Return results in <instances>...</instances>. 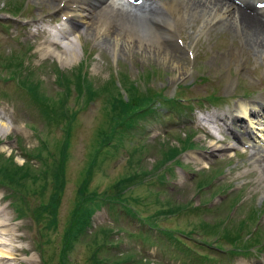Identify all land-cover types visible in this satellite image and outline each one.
<instances>
[{"label":"rangeland","instance_id":"rangeland-1","mask_svg":"<svg viewBox=\"0 0 264 264\" xmlns=\"http://www.w3.org/2000/svg\"><path fill=\"white\" fill-rule=\"evenodd\" d=\"M6 1L0 0V57L26 53L31 48L26 63L33 71L34 84L41 83L43 96L58 99L63 90L56 81V68L71 74L82 63L96 86L115 76L116 86L126 101L119 72H125L130 82L145 86L144 91L151 87L162 95V101L155 102L162 108L157 106L146 120L139 119L138 125L127 132L125 144L119 150H111V154H102L96 160L91 180L89 169L92 167H89L95 160L94 136L107 120L104 99L82 110L63 175L65 184L53 201L57 193L53 172L59 162L60 145L66 139L64 122L48 118L44 107L34 101L29 91L14 81L5 80L8 72L0 69V165L12 160L15 165L29 170L26 178L19 180L22 186L11 187L9 191L0 187V207L12 218L9 229H15L17 238L10 239L17 249L13 253L17 260L11 259L9 263L138 264L142 260L146 264H264V232L259 243L262 250L253 248L244 258L227 253L235 248L220 239L223 229L219 230V237L214 236L218 234L215 233L208 238L201 232L190 231L201 221L218 225L226 216L230 218L229 223L231 220L240 222L254 210L260 213L259 223H256L264 231V176L250 160L254 147L264 151V130L259 128L264 126L263 111L253 104L264 95V63L256 62L253 57L246 58L242 70L237 72L231 68L229 72L214 58L236 48L238 42L232 41L235 36L223 28L209 31L205 18L199 16H192L188 23L178 26L181 34H177L176 39L185 55L182 60L168 57L174 54L167 44L152 42L151 51L128 50L126 53L104 43L102 32L93 36L83 34L80 39L76 32L72 36L76 53L74 56L70 53L67 60L61 62L55 56L44 54L50 35L40 33L39 29H47L56 41L66 42L56 33L66 28L62 24L70 9L56 13L48 4L40 5L38 0H18L24 3V8L19 17L11 18L6 13ZM81 1L70 0L69 5L78 8ZM117 5L132 9L124 0H117ZM82 12L77 9L79 20L83 19ZM83 23L80 28H84L85 20ZM147 72H154L152 78L141 82ZM212 93L224 97L217 108L205 99ZM72 97L75 94L69 97L70 108L77 110L84 105H77ZM244 98L260 112L245 117L243 123L227 119L241 140L238 148L231 151L233 156L228 153L208 155L209 144L216 136L228 143L238 141L227 130L220 134L218 127L225 128L222 122H208L210 131L198 122L199 117L212 113L238 116L247 111V104L242 103ZM190 133L196 134V149L184 151L180 141ZM136 148L141 150L137 157ZM128 152L132 153L130 161H127ZM203 156L211 158L212 162H197L192 158ZM137 160H140L138 166ZM128 171L136 176L145 171L147 177L135 186L134 183L126 187L117 196L120 201L108 202L106 192L131 174ZM22 173L18 176L23 177ZM214 174V183L201 189ZM230 198H237V203L229 210ZM222 202L226 203L222 205ZM175 206H181L182 211L176 215L165 213ZM21 207L26 212L22 216ZM94 208L100 209L89 216L84 232L77 235V217L86 209L94 212ZM130 208L138 216L130 212ZM169 232L174 235L169 236ZM217 238L222 245L216 244ZM11 245L0 248L9 251ZM242 246L245 243L240 242L237 247ZM18 249L22 251L18 253Z\"/></svg>","mask_w":264,"mask_h":264},{"label":"bare ground","instance_id":"bare-ground-1","mask_svg":"<svg viewBox=\"0 0 264 264\" xmlns=\"http://www.w3.org/2000/svg\"><path fill=\"white\" fill-rule=\"evenodd\" d=\"M105 1L83 0L80 2L81 5L78 4V8H76L69 5L70 0H38L40 5L48 4L57 12L71 8L75 10L80 8L83 10L82 20H79V17L77 18L75 16L77 11L74 15H71L69 12L67 13L68 21L70 22L69 26L72 27L68 28V32H63L64 30L62 31V29L59 30V33L57 32L58 38L62 37L66 42L63 41L61 43L60 41H56L53 35L50 34V40L46 41L48 46L44 48V54L55 56L61 62H65L67 60L66 56L75 52L73 45L76 41L73 44V34L77 32L76 37L80 39L83 34L88 36L92 34L93 36L98 34L97 32H102L104 36L103 42L114 49L119 48V52L127 53L128 50L135 52L151 51L152 45L150 46L149 44L157 42L161 45L167 44L172 48L174 56L168 54L169 58L182 60L185 55L176 39L177 34H181L178 31V26L188 23L192 16H199L200 18H205V25L206 28H209V31L223 28L235 36V38L232 36L234 38L232 41L233 43L235 40L238 42L236 48L223 53L220 57L216 56L214 58L221 65L223 64V67L228 69L229 72H231V68H234L237 72L242 70L246 63V58L253 57L256 62L261 61L264 63V8H261L264 0H164L151 2L148 6H136L137 8H134L135 10H125L115 2ZM64 3L66 4L62 8ZM84 20V28H80L81 24H84ZM39 30L40 33H47V29ZM59 46H62L61 50H59ZM167 52L171 53L169 50ZM263 103L262 98H258V100L253 102V104L259 105L261 109H264ZM242 106V109H244L245 105L242 104ZM259 112L260 110L257 107L250 110V115L259 114ZM245 117L249 118L248 110L240 112L238 116H234V114L231 116L212 114L203 118L210 123L218 121L224 122L227 126V132L229 134L232 133L231 135L234 139L239 142V138L234 134L235 132H229L231 131V126L227 119L231 120V122L233 120L236 123H243L245 122ZM201 118L199 122L202 121ZM3 127H5L4 124ZM259 128L264 130V126L262 125ZM223 131L225 129L220 130L221 133ZM247 134L250 135V133ZM236 146V144L225 142L224 139L212 140L209 144L208 154L212 156L225 153L229 154ZM193 158L197 162L202 161L200 158ZM250 160L253 161L255 168L264 176V151L254 147L250 155ZM249 216L250 214L245 220ZM9 218L6 216L5 209L0 207V247L12 244V248L9 251L0 248V264H10L9 261L11 259L17 260L13 254L17 252V249L13 245L14 242L10 240L11 238H14V240L17 238H15V229L13 227L9 229L12 219ZM10 251L11 253H9ZM21 251V249H18V253Z\"/></svg>","mask_w":264,"mask_h":264},{"label":"trees","instance_id":"trees-1","mask_svg":"<svg viewBox=\"0 0 264 264\" xmlns=\"http://www.w3.org/2000/svg\"><path fill=\"white\" fill-rule=\"evenodd\" d=\"M0 69L8 72V79L15 81L17 84H20L32 95L34 101L41 107H44V113L48 118L54 119L56 122H64V129L66 132V139L60 145V157L59 162L56 166L55 171L53 172V179L55 180V189L57 193L54 195L53 201L57 200V194L64 187L65 181L63 175L67 169L68 161L70 158V147L72 142V136L74 129L78 123V117L82 110H84L90 103L104 99V115L106 116V122L102 124L101 128H98L94 136V158L95 160L90 165L92 170L89 169L91 180L93 174V167L96 166V160L98 161L102 154H111V150H119L123 146V140L127 137V132L135 128L138 124L139 119L145 118L147 115L154 112L153 105L155 102L162 101V95L151 89L143 91L139 85L132 83L127 80V76H123L121 82L126 90L127 101L123 99V95L120 89L116 86L115 79H111L110 82L95 88L93 83L89 81L83 71V67L77 69L76 72L71 75H65L62 73L58 74V84L64 89L58 99H52L50 97L43 96L40 92V83L34 84L32 82L31 74L25 75L26 69L24 67L23 59L20 56H11V57H1L0 58ZM1 74V72H0ZM145 81L151 79V73H148L145 77H142ZM73 89L77 92V105L84 104L79 109L70 108L68 106L69 97L73 93ZM65 93V94H64ZM56 100V101H55ZM210 102L218 101V98L215 95H211L206 98ZM172 102V100H170ZM173 103V102H172ZM77 128V127H76ZM139 150L136 148L134 150L135 156H139ZM132 159V153L130 152V157L128 161ZM129 163V162H128ZM137 166L140 163V160H137ZM100 163L97 164L99 167ZM23 170V171H22ZM25 170V172H24ZM24 172V173H22ZM131 173V171H128ZM20 173L22 176H18ZM29 174V170L24 167H19L15 165L12 160L8 164L0 165V185H5L8 187H15L21 185L20 178L24 179ZM135 173L127 174L126 177L120 181V183L114 184L110 192H106L109 196L105 199L108 202L120 201L117 197L123 192L126 187L130 185H137L143 182L146 178V172L144 171L140 175H134ZM25 175V176H24ZM17 176V177H16ZM33 177V176H30ZM34 180H37V177H33ZM91 199V197H89ZM87 198V199H89ZM86 199V200H87ZM51 205L52 206V203ZM23 203L26 204V200H23ZM123 203V202H120ZM125 206V203H123ZM181 207L175 206L173 209L168 210V214H174L180 212ZM95 210V208L93 209ZM134 215L138 216V213L129 209ZM22 215H25L24 208L21 207ZM93 212L89 209L84 210V212L77 217L76 229L77 235L84 232L85 226L88 225L89 216ZM246 224L242 222L236 229H228L223 227L222 223L215 226L205 225L203 229V234L208 236H213L215 233H218L220 229H223L220 239L226 240L230 243L238 241L240 239V232L243 231ZM199 227H195L197 229ZM172 232H169V236H173ZM219 237V233L217 235ZM217 240H219L217 238ZM258 240V237L253 238L251 245L245 244V246L237 247L235 246L234 254L240 253H249L250 246H254L255 242ZM143 263L142 260L138 264Z\"/></svg>","mask_w":264,"mask_h":264}]
</instances>
